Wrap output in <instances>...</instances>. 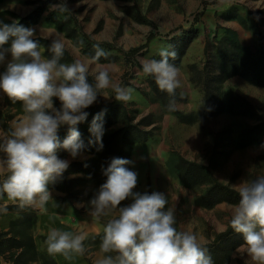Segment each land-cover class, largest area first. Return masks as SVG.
<instances>
[{"label": "rangeland", "instance_id": "obj_1", "mask_svg": "<svg viewBox=\"0 0 264 264\" xmlns=\"http://www.w3.org/2000/svg\"><path fill=\"white\" fill-rule=\"evenodd\" d=\"M22 2L31 11L13 14V17L25 27L37 24L52 29L57 38H40L50 42L62 40L74 61L94 56L96 42L108 41L128 50L144 43L150 31L159 33L130 62L125 61L121 52L102 45L108 54L118 57L112 62L99 60L96 66L109 71L112 85H120L125 76L129 85L122 87L132 89V98L125 104L136 120L149 113L153 116V135L133 147L134 163L130 169L138 173L134 191L164 194L167 207L174 211L177 229L196 233L203 245L212 244L215 235L226 229L236 204L220 202L211 208L203 206L201 196L207 186H188L183 182L178 168L180 157L208 165L219 180L234 188L244 180L264 175V47L254 54L221 36L219 27L228 25L226 20H231L234 14L222 13L219 9L222 0H66L65 12L50 10V5L59 0ZM202 11L199 22L194 24L195 14ZM29 16L35 19L26 24ZM204 35L208 54L203 51ZM189 40L185 54L178 62L173 61L180 69L181 86L177 90L181 98L175 101L174 110L168 109L150 85L149 76L142 71V62L160 59L162 48L169 45L178 48ZM41 46L42 57L49 58ZM205 65L207 72L203 75ZM195 68L200 70L203 80L207 75L219 74L220 78L213 84L216 97L210 107H204V87L197 80ZM238 73L241 77L234 78ZM250 80L258 89H249ZM89 82L93 83L90 79ZM112 85L100 90L97 100L111 101L115 96ZM249 94L260 105L250 100ZM23 115L22 105L1 92L0 137ZM58 156L69 164L94 157L86 151L75 159L66 151H58ZM3 176L0 175V181ZM67 177L75 179L69 183V189L63 182L50 185L53 200L43 208L21 209L6 194L0 197V209H7L0 211L3 259L14 264H61L46 251L45 240L52 228L83 233L86 236L83 255L93 263L101 255H108L100 252V244L104 226L112 217H92L88 203L102 181L83 172L68 173ZM131 202L127 199L121 206ZM222 256L221 264H250L251 261L245 244Z\"/></svg>", "mask_w": 264, "mask_h": 264}, {"label": "clouds", "instance_id": "obj_2", "mask_svg": "<svg viewBox=\"0 0 264 264\" xmlns=\"http://www.w3.org/2000/svg\"><path fill=\"white\" fill-rule=\"evenodd\" d=\"M50 10L67 11L66 0L50 5ZM35 36L34 28L17 20H0V64L11 56L0 74V92L19 102L24 113L0 137V175H6L0 181V197L6 194L21 209L43 208L53 200L49 186L70 166L58 151L64 150L75 159L85 150L76 126L86 120L88 112L84 110L97 101L100 90L112 85L109 71L96 66L108 56L100 44L93 45L94 56L66 64L60 63L65 52L62 40H52L49 51L53 55L44 58ZM177 55L169 45L159 51L160 59L142 62V71L153 76L159 89L170 96L181 86L180 69L173 63ZM90 76L94 84L89 82ZM112 87L116 101L132 98V89ZM54 98L59 100V108L54 106ZM65 125L68 135L61 143L58 131ZM89 132L94 138L89 144L95 143L97 150H102L103 112L93 117ZM133 163L111 158L107 167H102L106 181L88 202L92 217H112L104 226L100 244V252L108 255H101L95 264H215L196 233L177 229L174 211L167 207L164 194L134 191L138 173L127 167ZM235 186L239 201L233 206L230 226L242 235L253 264H264V175ZM127 199L132 202L121 206ZM85 239L83 233L52 228L45 240L46 251L70 259L72 254L85 253Z\"/></svg>", "mask_w": 264, "mask_h": 264}, {"label": "trees", "instance_id": "obj_3", "mask_svg": "<svg viewBox=\"0 0 264 264\" xmlns=\"http://www.w3.org/2000/svg\"><path fill=\"white\" fill-rule=\"evenodd\" d=\"M201 15V12L195 15L193 21L194 24L200 20ZM34 19L35 18H33L32 16L27 17L25 19L26 24L33 22ZM143 20L148 23H153L152 20H149L147 18H143ZM193 27L194 26L191 25L190 29L193 30ZM157 35H159V33L151 31L148 34L147 39L144 43L132 47L128 50H124L120 47H117L114 43L108 41L96 42V44H100V46L104 45L108 49H116L124 55L126 62H130L135 55H137L140 51L148 47L151 40L154 39V37H156ZM194 36L195 35L193 34V37ZM35 39L39 41V45H43L45 47V55L51 58V52L49 51V45L51 42L47 39H43L40 37H37ZM224 39L237 44L236 42L226 37H224ZM189 42L191 41L189 40L180 47L174 48L178 54L177 59L175 61L178 62L181 57L185 54V51L190 44ZM205 53L208 54L207 46L205 47ZM117 57L118 56H116L115 54H108L106 58L102 57L100 61L112 62L115 61ZM63 61H70L71 63L74 62L72 56L66 49L60 62ZM197 69L198 68H195V70L198 71L199 76L197 80L201 81L204 87V107H210L214 104V97H216V95L214 94L215 89L213 84L216 79L218 80L220 78L219 74L217 76L211 74L210 76L207 75L206 78H204L205 80H203V77H201V75H204L207 72L206 65L202 71V74H200V70ZM148 76L150 85L152 86L156 95L164 100V103L168 109L174 110L175 101L181 98L178 95V90L176 89L174 96H170L168 93L163 92L159 89L153 76ZM89 79L93 83H95L91 76L89 77ZM125 79L126 78L124 76V79L122 80L119 86L122 87L129 85V83ZM170 103L172 104L171 108L169 107ZM54 105L57 108L60 107V102L56 98H54ZM84 111L88 112V116L84 122L78 124L76 127L81 133V139L85 144L84 151L94 155V157L83 161H73L69 164L70 166L63 174V177L56 181V183H65L67 189H69V183L75 180L74 178H68L67 174L74 172H83L90 177H97L99 180L102 181V183H104L107 177L103 175L102 167L106 168L110 159L113 157H120L131 160L134 145L138 142L148 140L154 133V120L151 113L142 115L139 119L136 120V116L128 108L125 102L116 101L115 98H113L111 101H104L98 98L96 103H94ZM101 112H103L105 133L102 138L103 148L102 150H97L98 145H96L95 143L89 144V140L94 139L91 137L89 127L93 117L97 113ZM67 135L68 126H62L58 131V137L61 143L67 137ZM59 151L64 152V150ZM127 167L130 168V165H127ZM178 168L180 178L188 186H207L206 191L201 196V203L203 206L211 208L220 202H229L234 204L238 203L239 194L237 189L232 187L230 184L224 183L219 180L208 165L180 157ZM4 178H6V175L3 176V179ZM242 244H244L242 235L236 233L231 228L229 221L226 229L221 232H218L215 235L213 243L204 244V246L208 249V252L211 255L215 264H221L223 259L222 254L224 252L228 255L230 252H232ZM87 260L89 264H95L90 259Z\"/></svg>", "mask_w": 264, "mask_h": 264}, {"label": "crops", "instance_id": "obj_4", "mask_svg": "<svg viewBox=\"0 0 264 264\" xmlns=\"http://www.w3.org/2000/svg\"><path fill=\"white\" fill-rule=\"evenodd\" d=\"M219 9L222 10V13H229V11H232L234 13L232 15L231 20H226V23H228V25L219 27L222 30V32H220L222 37H226L236 42L237 44L248 48L254 54L257 53L258 50L260 51L262 47H264V0H222ZM30 11V8H27V6L24 5V2H22V0H0V20L5 23H11L13 20H16L13 17V14H25ZM201 13L203 14V11ZM200 17H202V15ZM36 25L37 24L32 25L30 27L34 28ZM34 29L36 30L35 38L40 36L57 38V35L52 29H45L44 27L40 26H36V28ZM156 37H154V39ZM204 38L205 43L203 44V51H205L206 47L205 35ZM9 45H5V47H8ZM189 49L191 50V47ZM39 51L42 55L44 49L41 45L39 47ZM10 59L11 56H7L5 63L0 64V70L3 69L5 71L6 63ZM238 76L241 77V73L236 74L234 78H237ZM248 87L250 90H256V88L258 89L257 86H255L254 88V85L251 81H249ZM248 98L252 100L255 104L260 105L258 100L255 97L251 96V94L248 95ZM6 217L7 216H4V218ZM71 232L76 233V231L74 230H71ZM55 256L61 264H89L88 260L84 257V255L72 254L70 259H67L62 255ZM0 264H2L1 259ZM250 264L253 263L250 261Z\"/></svg>", "mask_w": 264, "mask_h": 264}, {"label": "built area", "instance_id": "obj_5", "mask_svg": "<svg viewBox=\"0 0 264 264\" xmlns=\"http://www.w3.org/2000/svg\"><path fill=\"white\" fill-rule=\"evenodd\" d=\"M1 257V260H2V264H14L12 261L8 260V259H3L2 256Z\"/></svg>", "mask_w": 264, "mask_h": 264}]
</instances>
